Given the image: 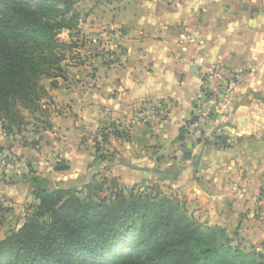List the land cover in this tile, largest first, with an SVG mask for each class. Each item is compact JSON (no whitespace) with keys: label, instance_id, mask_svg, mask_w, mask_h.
I'll return each instance as SVG.
<instances>
[{"label":"crops","instance_id":"1","mask_svg":"<svg viewBox=\"0 0 264 264\" xmlns=\"http://www.w3.org/2000/svg\"><path fill=\"white\" fill-rule=\"evenodd\" d=\"M74 7L76 27L59 35L74 45L63 74L42 80L49 99L38 116L46 122L0 128V147L11 154L0 169V208L17 214L13 229L39 186L91 188L85 178L101 172L115 184L164 174L161 187L193 217L225 228L232 245L264 253V0H76ZM217 61L241 78L220 115L194 124L193 99Z\"/></svg>","mask_w":264,"mask_h":264},{"label":"trees","instance_id":"2","mask_svg":"<svg viewBox=\"0 0 264 264\" xmlns=\"http://www.w3.org/2000/svg\"><path fill=\"white\" fill-rule=\"evenodd\" d=\"M75 3L0 0V128L7 132L30 119L46 122L38 116L49 96L42 80L63 74L74 45L59 35L76 27ZM131 176L129 188L107 181V194L86 197L39 186L25 221L0 239V264H264V253L232 245L225 228L197 220L184 200L163 192L164 174L155 183Z\"/></svg>","mask_w":264,"mask_h":264},{"label":"built area","instance_id":"3","mask_svg":"<svg viewBox=\"0 0 264 264\" xmlns=\"http://www.w3.org/2000/svg\"><path fill=\"white\" fill-rule=\"evenodd\" d=\"M240 78L241 74L238 71L229 68L221 61L211 64L204 73L199 94L193 99L192 121L194 124L220 115L225 110L230 92ZM10 157L11 154L7 149H0V169L10 165ZM258 203L259 214L264 218V187L259 195Z\"/></svg>","mask_w":264,"mask_h":264},{"label":"rangeland","instance_id":"4","mask_svg":"<svg viewBox=\"0 0 264 264\" xmlns=\"http://www.w3.org/2000/svg\"><path fill=\"white\" fill-rule=\"evenodd\" d=\"M78 39H80L79 41H82V40H84L85 38L83 37V35H80L79 37H78ZM73 41H78L77 40V38H75V40H73ZM79 45V44H78ZM66 51V50H65ZM47 99H49V96H48V98ZM104 145H100L99 144V142L97 141L96 143H95V147L96 148H98V150H100V153H102V155H106V153H105V147H103ZM0 149H4V148H2V147H0ZM103 160V159H102ZM100 176H99V175ZM97 174V176L98 177H92L91 175H89V176H87L86 178H85V180H87V181H89L90 183H91V186H93V187H91V188H89V187H86V185L85 184H83V183H81V184H79L78 186H76L79 190H80V192H81V194H83L85 197L86 196H94V195H96V193H101V194H107L108 192H109V190L111 189L110 187H109V185H108V183H107V181H108V177H109V175L108 174H106V173H104V172H101V173H98ZM129 176V175H128ZM127 176V177H128ZM129 179H133V177L132 176H130L129 177ZM134 180V179H133ZM100 181H101V185H98V187L97 186H94V185H92V184H94L95 182L96 183H100ZM121 181V180H120ZM103 183V184H102ZM135 182H129V183H125V182H120V183H118L117 185H118V187H126V188H129L130 186H132L133 184H134ZM155 183V182H154ZM159 183V182H158ZM160 184V183H159ZM96 185V184H95ZM116 185V186H117ZM138 187H141L142 186V184H136ZM115 186V185H114ZM160 186H161V184H160ZM136 188V189H139V188ZM160 188H162L161 190L163 191V192H165V193H171L169 190H166V189H164L163 187H160ZM76 189V188H75ZM9 209H11V208H9V207H4V210H6V211H3V209H1L0 208V238H3L4 236H5V234L6 233H8V232H11L12 231V229H13V227H14V224H15V221H17V214H15L14 212H12L11 213V211H9ZM189 211V210H188ZM32 212V211H31ZM31 212H30V214H31ZM21 213H24V211L23 212H21ZM11 215H13V217L11 216ZM21 215V214H20ZM24 215H25V217H26V215H27V211L24 213ZM10 217H12V219L10 218ZM18 217H20V216H18Z\"/></svg>","mask_w":264,"mask_h":264}]
</instances>
